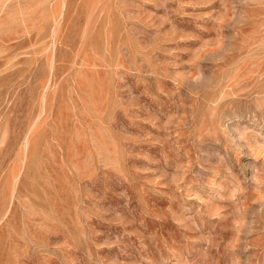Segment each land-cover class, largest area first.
<instances>
[{"label": "rangeland", "instance_id": "obj_1", "mask_svg": "<svg viewBox=\"0 0 264 264\" xmlns=\"http://www.w3.org/2000/svg\"><path fill=\"white\" fill-rule=\"evenodd\" d=\"M0 264H264V0H0Z\"/></svg>", "mask_w": 264, "mask_h": 264}]
</instances>
